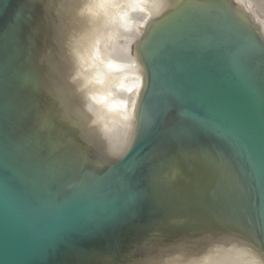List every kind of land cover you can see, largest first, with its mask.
Listing matches in <instances>:
<instances>
[{"label": "water", "instance_id": "95a60500", "mask_svg": "<svg viewBox=\"0 0 264 264\" xmlns=\"http://www.w3.org/2000/svg\"><path fill=\"white\" fill-rule=\"evenodd\" d=\"M0 264H264V0H0Z\"/></svg>", "mask_w": 264, "mask_h": 264}]
</instances>
